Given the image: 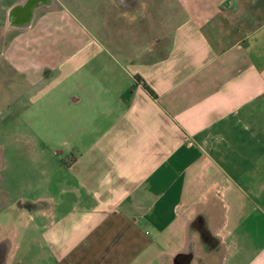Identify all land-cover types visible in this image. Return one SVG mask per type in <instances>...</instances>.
Returning a JSON list of instances; mask_svg holds the SVG:
<instances>
[{
  "label": "crops",
  "instance_id": "1",
  "mask_svg": "<svg viewBox=\"0 0 264 264\" xmlns=\"http://www.w3.org/2000/svg\"><path fill=\"white\" fill-rule=\"evenodd\" d=\"M172 1L166 38L147 41L152 1L111 0L136 43L112 33L122 56L78 74L68 105L90 146L70 154L74 195L41 201L48 217L67 212L29 234L42 251L27 264H264V0ZM12 225L0 221L7 264L22 249Z\"/></svg>",
  "mask_w": 264,
  "mask_h": 264
},
{
  "label": "rangeland",
  "instance_id": "2",
  "mask_svg": "<svg viewBox=\"0 0 264 264\" xmlns=\"http://www.w3.org/2000/svg\"><path fill=\"white\" fill-rule=\"evenodd\" d=\"M148 1H152L151 20L145 25V38L149 41L159 34L166 38L174 2ZM17 2L0 0V221L19 224L22 232L15 241L22 249L15 264L19 259L27 264V252L34 256L42 251L32 237L38 234L40 239L41 228L67 212L56 209L48 217L43 211L49 206L43 200L62 196L64 191L68 199L74 195L77 187L70 154L79 157L90 146V129L78 137L80 107L68 105L78 89L77 78L105 72L106 60L122 56L114 54L108 42L112 33L114 41L127 50L136 43V36L130 24L117 18L111 0H60L57 11L37 13L32 29L11 30L7 14ZM44 90L49 93L41 97ZM91 108L86 101L83 109H88V123ZM82 140L86 141L83 145ZM60 149L68 157L58 155ZM18 202L30 203L31 210L21 212ZM30 218L34 221L27 227ZM33 224L39 226V233L32 231Z\"/></svg>",
  "mask_w": 264,
  "mask_h": 264
},
{
  "label": "water",
  "instance_id": "3",
  "mask_svg": "<svg viewBox=\"0 0 264 264\" xmlns=\"http://www.w3.org/2000/svg\"><path fill=\"white\" fill-rule=\"evenodd\" d=\"M56 0H30L12 6L8 11L7 25L10 29L28 30L35 21L36 13L42 8L55 7ZM62 154V151H58Z\"/></svg>",
  "mask_w": 264,
  "mask_h": 264
},
{
  "label": "flooded vegetation",
  "instance_id": "4",
  "mask_svg": "<svg viewBox=\"0 0 264 264\" xmlns=\"http://www.w3.org/2000/svg\"><path fill=\"white\" fill-rule=\"evenodd\" d=\"M24 1H30V0H19L20 3ZM57 1L59 0H56L55 2ZM127 5H128V8H130V10H133V11L139 10L138 0H127ZM17 204H18V209L21 212H24L26 210L29 211L32 208L30 203L18 202ZM13 247H14V243L11 237L9 235L7 236L6 234L0 231V264L8 263V259L10 258V255L12 254L14 250ZM180 263L182 264V262Z\"/></svg>",
  "mask_w": 264,
  "mask_h": 264
}]
</instances>
